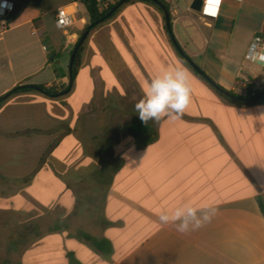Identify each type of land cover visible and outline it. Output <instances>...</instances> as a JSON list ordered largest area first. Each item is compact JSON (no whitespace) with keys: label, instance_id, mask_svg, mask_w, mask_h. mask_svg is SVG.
<instances>
[{"label":"crops","instance_id":"0c3cea01","mask_svg":"<svg viewBox=\"0 0 264 264\" xmlns=\"http://www.w3.org/2000/svg\"><path fill=\"white\" fill-rule=\"evenodd\" d=\"M10 1L0 97L19 85L64 87L66 56L89 21L76 27L75 18L74 35L54 43L42 18L55 21L61 7L74 16L67 7L81 2ZM164 1L180 47L214 82L237 94L263 88L264 59L246 54L263 32L264 0H224L211 20L194 0ZM128 4L93 31L65 97L15 92L0 104V264H70V253L82 264H264V103H227L189 67L182 117L149 122L155 135L135 139L148 82L183 64L164 13ZM189 202L218 212L187 234L160 224V212ZM83 233L109 240L112 253L97 254Z\"/></svg>","mask_w":264,"mask_h":264},{"label":"clouds","instance_id":"9594fccd","mask_svg":"<svg viewBox=\"0 0 264 264\" xmlns=\"http://www.w3.org/2000/svg\"><path fill=\"white\" fill-rule=\"evenodd\" d=\"M252 62L264 59V45L257 44L249 53ZM190 70L183 65L164 69L151 79L134 105L144 124L158 123L163 118L178 120L191 102ZM218 209L212 205L197 206L191 202L158 214L162 226L171 225L178 233L198 231L211 223Z\"/></svg>","mask_w":264,"mask_h":264},{"label":"trees","instance_id":"16d2710c","mask_svg":"<svg viewBox=\"0 0 264 264\" xmlns=\"http://www.w3.org/2000/svg\"><path fill=\"white\" fill-rule=\"evenodd\" d=\"M78 1H80L85 6L86 11L88 13V17H89V22L93 23V22L101 19L102 17H104V15H106L117 3L121 2L122 0H120L117 3H115L114 5H111V6L107 7V8H105L103 11H99V9L97 8V5H96L94 0H78ZM133 1L134 0H128L125 4H128V3L133 2ZM140 1H144V2H147V3H152L157 9H159L163 13V10L158 5H156L153 1H151V0H140ZM158 1L160 3H162L165 6V8L168 10V12L170 13V8H169L168 3H166L164 0H158ZM124 5H122L120 8H122ZM120 8L114 14H116L120 10ZM114 14L112 16H114ZM104 22H106V21H104ZM96 28H97V26L95 28H93L92 30H95ZM86 29H87V27L83 30L82 34L84 33V31ZM81 35H80V37H81ZM260 35L264 38V29H263V32ZM80 37L76 40L74 46L76 45V43L78 42ZM86 40L83 43V45L81 46V48L79 50V53H78V55H77V57L75 59V62H74V68H73L74 79L76 78V76H77V74L79 72V69H80V67L82 65V60H83V54H84V50H85ZM72 50L73 49H71V51L69 52V55H71ZM178 56L181 59H183L179 55V53H178ZM185 63L189 66V64L186 61H185ZM194 73H195V71H194ZM195 74L198 75L197 73H195ZM207 77H208V79L210 81L209 85L212 88V90L223 101H225L227 103L238 104V105H246V106L257 105V104L264 103V97L260 101H257V102H250V101L241 102V101H238L235 98V97H242V98L249 99V100L257 98V97H259L262 94L264 85H263L262 89L257 90V89H251L250 84H248L244 94H237V93H235L233 91L226 90L225 88H223L222 86H220L219 84L214 82L208 75H207ZM38 87H40L41 89H43L45 92H47L50 95L57 94V93L65 90L67 88V86L66 87H62V88H58L56 86L45 87L43 85L38 86ZM31 91H33V90L23 89V90L18 91V93L19 92H31ZM129 132L135 139H138V140L140 138H142L143 136H151V137H153L155 135V133L153 131H151V129H149L148 127L145 126V124L140 120L139 116H133L132 117L130 128H129ZM151 142H152V139L148 140L147 142H144L142 144L143 145H148ZM257 202H258V206H259L260 212L262 213V215L264 217V197L263 196H259L257 198ZM82 237H83L84 240H86L92 246L93 250L97 254H100V255H103V256H108L113 251L112 244L107 239H98V238H95V237H93L91 235L84 234V233L82 234ZM69 257H70V264H82V263H80L79 261H77L74 258L72 253H70Z\"/></svg>","mask_w":264,"mask_h":264},{"label":"water","instance_id":"95a60500","mask_svg":"<svg viewBox=\"0 0 264 264\" xmlns=\"http://www.w3.org/2000/svg\"><path fill=\"white\" fill-rule=\"evenodd\" d=\"M128 0H122L121 2L117 3L106 15H104V17H102L101 19L90 23L87 26V29L84 31V33L81 35L80 39L78 40V42L76 43V45L74 46L72 53L70 55V60H69V66H68V86L65 90L54 94V95H50L47 92H45L43 89H41L40 87H38L37 85H32V84H26V85H19L17 87H15L14 89H12L8 94L0 97V104L5 101L10 94H13L15 92H18L20 90L23 89H30V90H34L37 91L43 95L46 96H50L53 98H58L61 96H64L66 94H68L74 85V75H73V68H74V62L75 59L79 53V50L81 48V46L83 45V43L85 42V40L87 39V37L89 36L90 32L92 31L93 28H95L96 26L100 25L101 23H103L104 21L108 20L122 5H124ZM153 1L156 5H158L162 10L163 13L165 15V22H166V27L169 33V36L172 40V43L176 49V51L179 53V55L184 59V61H186L189 66L195 71V73H197L202 79H204L205 81H207L208 83H210L207 75L204 73V71L184 52V50L180 47L178 41L176 40L174 33H173V29H172V25H171V20H170V14L168 12V10L165 8V6L160 3L158 0H151ZM202 8V0H194V2L192 3V9L195 11H201ZM264 97V88H263V92L262 94L254 99H245L242 97H235L238 101L241 102H257L260 101L262 98Z\"/></svg>","mask_w":264,"mask_h":264},{"label":"built area","instance_id":"2783aa9c","mask_svg":"<svg viewBox=\"0 0 264 264\" xmlns=\"http://www.w3.org/2000/svg\"><path fill=\"white\" fill-rule=\"evenodd\" d=\"M99 11L114 5L120 0H94ZM224 0H219L215 3L214 0H202V8L199 15L204 20L216 19L221 11ZM241 2L242 0H235ZM14 10V3L10 0H0V18L7 16ZM76 22L75 17L70 14L64 7H61L55 12V23L59 29H65L72 26ZM257 44L264 45V38L261 35H256L249 45L246 58L250 60L249 53L253 51ZM251 61V60H250Z\"/></svg>","mask_w":264,"mask_h":264},{"label":"rangeland","instance_id":"374dc122","mask_svg":"<svg viewBox=\"0 0 264 264\" xmlns=\"http://www.w3.org/2000/svg\"><path fill=\"white\" fill-rule=\"evenodd\" d=\"M147 5L149 7L156 8L152 3H147ZM128 6H130V4H125L122 7V9H124L125 7H128ZM67 9H69L74 14L75 18L77 19L78 25L76 27L82 26V25H84V22H88L89 21L87 11H86L85 7L81 3H77V4L74 3L72 6L67 7ZM1 20H2V17L0 18V21ZM108 21H109V19L106 20V22H104V24L108 23ZM42 22L44 24V30H45L46 36L50 40H52L54 43L58 42L59 40H64V39L70 37L71 35H74V32L76 30L75 28L59 29L57 27V25L55 24L52 12L51 13H47L46 15H44L43 18H42ZM89 24H90V22H88L87 25H89ZM98 27H99V25L97 26V28ZM93 31L94 30H92L90 32V34H89V36H88V38L86 40L84 54L86 53V50H87L88 46L90 45V36L93 33ZM81 34H82V32L77 35V39L80 37ZM84 54H83V56H84ZM69 56L70 55H67L66 58L69 59ZM176 57H177V59H179V61L184 66H186L188 69H190L189 66L177 54H176ZM190 71H191V69H190ZM65 80L67 81V84L64 87H66L68 85V76H66ZM32 93L36 94V95H41V94H37V92H35V91H32ZM42 97H45V99H47L48 101H55V100H53L51 98H48L46 96H42ZM63 97H65V95L61 96V97H58V98H63ZM123 120H124V113L122 112L120 115H118V122L120 121V123H122ZM29 169H30V165L27 166V171H29Z\"/></svg>","mask_w":264,"mask_h":264},{"label":"snow or ice","instance_id":"6c2138e0","mask_svg":"<svg viewBox=\"0 0 264 264\" xmlns=\"http://www.w3.org/2000/svg\"><path fill=\"white\" fill-rule=\"evenodd\" d=\"M215 3H219V0H214Z\"/></svg>","mask_w":264,"mask_h":264}]
</instances>
